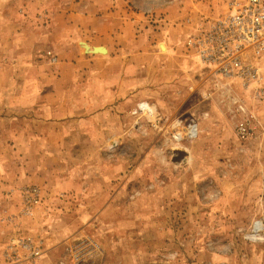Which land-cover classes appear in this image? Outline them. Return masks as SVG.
<instances>
[{"label":"rangeland","instance_id":"374dc122","mask_svg":"<svg viewBox=\"0 0 264 264\" xmlns=\"http://www.w3.org/2000/svg\"><path fill=\"white\" fill-rule=\"evenodd\" d=\"M226 2L129 3L154 42L177 29L181 68L201 80L191 94L160 84L78 126L34 124L29 101L34 62L59 57L34 48L35 26L67 20L78 0H0V169L18 166L23 179L15 202L0 200V264H264V84L260 97L232 85L254 116L242 141L183 46ZM143 102L152 115L133 113ZM176 119L195 122L197 138L174 143Z\"/></svg>","mask_w":264,"mask_h":264},{"label":"crops","instance_id":"0c3cea01","mask_svg":"<svg viewBox=\"0 0 264 264\" xmlns=\"http://www.w3.org/2000/svg\"><path fill=\"white\" fill-rule=\"evenodd\" d=\"M136 1L78 0L77 8L67 9V20L51 21L44 31L35 26L34 48L50 45L59 57L53 64L47 57L34 62V124L95 123L160 84L191 94L199 76L181 68L177 29H164L154 42L129 12ZM22 184L21 168L3 166L0 200L16 199Z\"/></svg>","mask_w":264,"mask_h":264},{"label":"built area","instance_id":"2783aa9c","mask_svg":"<svg viewBox=\"0 0 264 264\" xmlns=\"http://www.w3.org/2000/svg\"><path fill=\"white\" fill-rule=\"evenodd\" d=\"M183 46L203 67L202 81H210L216 90L215 104L230 119L236 137L247 140L254 116L232 85L238 83L245 90L254 88L256 97L263 93L264 0H227L223 13L214 19H201L190 28ZM137 112L152 115L153 109L143 102L133 110V113ZM172 124L169 134L174 143L197 138L199 130L195 122L183 125L182 129L177 128L180 120L176 119ZM26 192L28 204H36L39 190L30 188Z\"/></svg>","mask_w":264,"mask_h":264},{"label":"water","instance_id":"95a60500","mask_svg":"<svg viewBox=\"0 0 264 264\" xmlns=\"http://www.w3.org/2000/svg\"><path fill=\"white\" fill-rule=\"evenodd\" d=\"M82 46L85 48L86 45H85L84 43H82ZM86 47H87V46H86ZM161 48H162V47H161ZM85 49H86V48H85ZM99 49H100V48H98V47H97V48H93L92 51H93V52H98Z\"/></svg>","mask_w":264,"mask_h":264},{"label":"bare ground","instance_id":"6f19581e","mask_svg":"<svg viewBox=\"0 0 264 264\" xmlns=\"http://www.w3.org/2000/svg\"><path fill=\"white\" fill-rule=\"evenodd\" d=\"M85 48L88 49V47H86V46H85ZM162 49H163V47H162ZM100 50H101V49H99L98 51H100Z\"/></svg>","mask_w":264,"mask_h":264}]
</instances>
